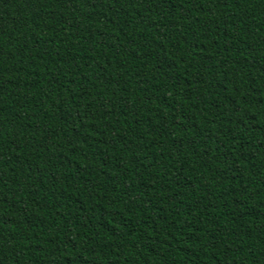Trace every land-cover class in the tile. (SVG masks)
Masks as SVG:
<instances>
[{"label": "trees", "instance_id": "1", "mask_svg": "<svg viewBox=\"0 0 264 264\" xmlns=\"http://www.w3.org/2000/svg\"><path fill=\"white\" fill-rule=\"evenodd\" d=\"M0 264H264V0H0Z\"/></svg>", "mask_w": 264, "mask_h": 264}]
</instances>
